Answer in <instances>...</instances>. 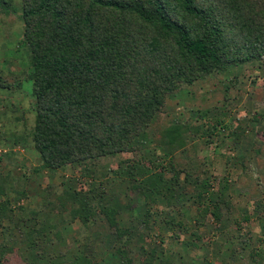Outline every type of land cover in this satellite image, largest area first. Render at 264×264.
Wrapping results in <instances>:
<instances>
[{"label":"trees","instance_id":"trees-1","mask_svg":"<svg viewBox=\"0 0 264 264\" xmlns=\"http://www.w3.org/2000/svg\"><path fill=\"white\" fill-rule=\"evenodd\" d=\"M11 19L21 24V36L13 34L15 49L6 52L2 62L5 66L13 63L7 56L18 54L17 60L23 50L28 57L25 64L20 62V66H26L19 67L21 74L13 77H23L31 83L34 124L30 142L44 169L57 170L126 154L127 159L117 162L113 175L124 182L125 190L127 185L145 202L151 201V206L158 202L156 197L170 204L186 196L197 202L206 200L212 188L214 202L198 209L195 223L201 225V216L209 213L219 216L222 207L234 208L226 179L218 178L215 191L210 179H196L192 176L196 171L178 168L174 158L166 154L191 143L192 131L204 137L211 126L221 125V117L229 115L236 99L228 103L225 92L219 107L205 108L192 122L173 123L159 131L157 139L149 131L153 130L165 98L178 88L226 75L230 82L227 89L230 86L234 90L248 66L263 65L264 0H0V24ZM2 73L1 70L0 97H7L1 90L14 84L3 81ZM207 94L210 95L209 88ZM212 109L217 111L211 117L214 121L200 122L209 117ZM241 131L228 135H245ZM23 135L14 139V145L23 146ZM158 160L162 162L158 164ZM0 197V227L4 219L15 227L25 223V218L14 222V210L9 208V197L2 186ZM110 198L101 195L97 202H89L91 214L86 213L87 208L80 212V218L102 215L115 236L113 247L108 249L110 254L98 264L174 262L173 257L161 263L162 251L156 248L149 250L150 261L137 260L133 248L144 247L143 237L136 238L140 233L136 227L120 224V210L126 205L119 200V194L118 200ZM70 213L74 219L78 210L71 205ZM253 213L263 221L264 204H257ZM145 214L149 217V210ZM251 219L248 213L235 220L232 230L236 235L230 232L225 236L232 242V264H264V239L240 223ZM49 228L40 226L27 232L30 264L48 259L40 244L45 239L46 243L50 241ZM242 233L248 238L241 241L243 247L239 249ZM190 237L195 238L190 240L193 248L200 247V236L193 232ZM124 238L133 242L130 248L120 245ZM86 240L75 256L78 264H92L95 258L91 242ZM177 256L176 260L183 264L184 256ZM47 263L65 264L58 260Z\"/></svg>","mask_w":264,"mask_h":264},{"label":"rangeland","instance_id":"rangeland-1","mask_svg":"<svg viewBox=\"0 0 264 264\" xmlns=\"http://www.w3.org/2000/svg\"><path fill=\"white\" fill-rule=\"evenodd\" d=\"M21 28V24L14 19L0 24L1 77L10 85L14 84L12 88L5 87L1 90L7 97H0V186L9 197V208L14 210V222L25 218V223L22 222L17 227L9 223L8 219L2 221L0 244L3 247H0V264H30L32 254L26 248V234L29 229L40 226L50 227L47 229L50 241L46 243L45 239L40 244L49 257L39 264H48V260L78 264L75 256L87 242L86 239L90 240L93 257L95 256L91 260L92 264L101 263L100 259L110 254L108 249L113 247L115 236L105 225L102 215L98 213L92 218L87 214H91L88 210L89 202H97L105 194L110 195V200H118L119 194V200L126 205L120 210V224L125 228L132 225L140 231L136 235L138 237H135H143L141 242L144 247L137 245L133 249L137 252L135 258L142 262L150 261L152 258L149 250L156 248L157 251H162L161 263L174 257L171 264H179L176 256L180 253L184 256L183 264H232V242L225 236L230 232L236 235L232 230L236 226L235 220H240L248 213L251 215V222L240 223L255 230L264 239V219L258 221L257 215L253 213L257 204H264V63L262 66H248L238 77L236 85L239 84L234 90L229 89L230 86L227 89L230 82L226 75L220 78L209 77L192 86L178 88L165 98L153 130L149 131L151 137L157 139L158 132L173 123L184 125L192 122L205 108L219 107L218 103L224 98L225 92L229 96L228 103L233 101L232 98L236 99L231 105L229 115H223L224 119L221 117L223 123L216 127L211 126L209 134L203 137L192 131L193 134H189L191 143L175 148L171 154L164 152L167 158L170 155L174 158L178 168L187 172L191 169L196 171V175H192L196 179H210L213 189L217 188L218 178H224L232 190L230 203L234 208L222 207L219 216L213 217L210 213L201 216V225H198L195 223L198 209L207 204L211 205L214 196L216 197L212 188L211 193L206 195V200L200 199L197 202L196 199L186 196L170 204L163 197H156L158 202L151 206V201L145 202L142 196L129 190L127 185L125 190L124 182L118 181L117 176L113 175L118 169L117 162L127 159L126 154L57 170L42 167L29 135L34 124V112L30 106L31 83L26 82L23 77L14 78L21 74L19 67H26L20 66V62L25 64L28 57L23 50L17 60L15 58L18 54L7 56L13 63L5 66L2 62L8 54L6 52L15 49L13 46L17 41L14 44L12 36H21ZM207 88L210 95L207 94ZM216 115L217 111L212 109L209 117L200 122L205 123L208 119L214 121L211 117ZM248 120L251 121L247 124ZM200 122L194 123L200 126ZM241 129L245 135H228V132L241 133ZM20 134H24L25 143L23 146L14 145V139ZM161 162L162 160H158V164ZM183 177L181 175V180ZM214 179L215 182H212ZM71 205L78 210L74 219L70 213ZM82 208H87V214L80 218ZM147 210L149 217H145ZM33 212H37V215ZM193 232L200 236V247L193 248L191 245L190 240L195 241V238L190 237ZM98 236L102 240H97ZM240 238L241 243L248 237L242 233ZM122 240L120 245L124 249L133 244L125 241V238ZM242 245L239 244L238 248H242ZM253 245L258 244L254 241Z\"/></svg>","mask_w":264,"mask_h":264}]
</instances>
